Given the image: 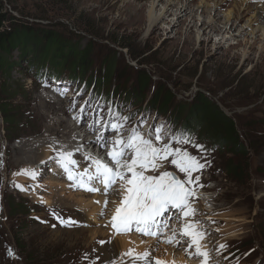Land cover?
Masks as SVG:
<instances>
[{"label": "rangeland", "instance_id": "1", "mask_svg": "<svg viewBox=\"0 0 264 264\" xmlns=\"http://www.w3.org/2000/svg\"><path fill=\"white\" fill-rule=\"evenodd\" d=\"M185 1L196 16H201L196 21V27L187 26L190 17L185 24H181L175 8L153 27H148L147 13L153 0H0V12L6 13L7 26L15 18L38 34L41 30L55 32L69 44L68 51L64 53L69 64L76 61L85 47L90 48L93 64L89 73L92 74V84L87 87L77 78L53 81L55 74L45 72L48 67L46 64H49V69L55 65L56 71L60 65L55 64V59L59 56L62 57L59 60L64 58L52 52L48 63L43 64L39 56V39L31 44L29 41L20 53L15 50L10 56L4 55L7 67L0 71V108L1 105L4 108L10 105L12 115L19 122L7 127L0 114V264H120L121 254L106 259L103 250L122 237V233L117 234L111 227L109 232L104 233L105 237H95V240L87 238L88 229L105 226L107 221L110 223L115 210L102 219L90 217L89 221L98 222L90 225L80 219H84V216L74 212V206H61L58 208L66 215L73 216L74 223L63 225L55 221L54 214L44 210V205L50 204L37 201L33 194L40 196V185L55 177L50 175L52 167L60 169L64 179H67V174L62 170L58 158L54 159V163H38L39 157L35 158L34 152L39 149L41 154L46 145V148L52 147L54 152H68L73 157L77 154L79 159L72 166L73 172H84L85 169L94 171L91 159L84 164L78 163L82 158H97L96 152L93 156L90 150L85 151L79 140H73L72 149H68L66 142L61 145L50 137L62 133L55 137L69 141L72 138L71 131L76 128L83 129L84 133L81 134H89V137H95L97 131L104 132V129L109 128L102 137L107 136L110 141V138L116 140L120 136L127 140L133 128L139 129L147 138L152 129L161 126L162 140L154 141L157 147L171 144L173 148H186L200 163L205 164L204 169L192 174L193 180L196 176L200 177L198 184L186 185L194 192L189 203L195 214L184 218L178 210L173 209L162 217L164 221L161 225L165 228L163 231L161 227L158 235L145 236L135 230L130 231V234L136 233V237L142 240L155 241L156 247L159 244L172 246L165 243L166 239H161L167 235L164 234L166 230H172L178 233L185 245L182 250L183 264H204V258L196 255L195 246L189 248L190 238L181 235L184 225L192 223L197 231L205 234L200 245L201 251L208 253L207 264H264V55L260 56L264 38L257 30H248L235 39H229L230 34H226V31L207 33L200 24L210 19H206L207 15L201 12L212 11L211 3H206L207 0ZM228 2L217 9L221 19L215 22L216 27L223 26L222 20L233 0ZM201 3L206 4L200 9L198 5ZM161 7V3L157 7L155 5L156 14ZM248 17H251V13ZM242 23L235 22L234 34L242 30ZM208 37H211L210 41ZM244 39L257 41L253 55L248 59L244 53L249 45H237L239 40ZM123 43L130 47L133 54L138 55V59L133 60L128 49L118 46ZM235 53L239 56L234 57ZM113 57L115 69L109 71L107 64ZM137 61L143 64H137ZM139 69L151 75L152 84L145 89L142 99H137L133 105V101L128 102V97L135 100L134 93H121L123 86L118 77L129 76L130 80L124 86L128 91ZM69 72L70 68H65L61 76L69 77ZM96 76L97 81L94 79ZM109 76L111 78L108 80ZM162 87L173 94L172 104L169 105L171 115L166 117L171 119L170 124L152 110L150 99L153 91ZM63 90L66 93L61 95ZM200 92L212 99L234 121L239 140L247 151L246 159L242 162L244 174L239 180L232 179L224 171L229 159L235 165L239 164L238 156L224 150H219L217 154L216 144L211 138L201 135L202 129L195 130L191 139L204 148L214 149L207 153L191 145H178L171 138L188 133L179 132L176 125L192 131V119L186 123V127L184 113L179 118H175L173 113L177 111L176 105L185 111ZM56 97L59 100L56 101ZM125 117L130 119L125 120ZM113 123L122 124L123 128L116 132L109 127ZM86 127H91L90 133L85 131ZM81 149L85 154L81 153ZM110 149L106 147L107 152ZM170 160L171 157L159 163L165 165L162 167L166 171L183 180L184 174ZM22 170L35 173V176L17 175ZM72 183L77 189L76 183ZM122 196L118 181L106 197L115 203ZM102 229L105 230L104 227ZM100 241L105 243L101 245ZM221 245L225 247L221 248ZM129 251L132 253L131 256L127 255L130 264H154L159 260L152 256L155 252L152 255L133 249L123 252ZM145 254L147 259L143 258Z\"/></svg>", "mask_w": 264, "mask_h": 264}, {"label": "snow or ice", "instance_id": "2", "mask_svg": "<svg viewBox=\"0 0 264 264\" xmlns=\"http://www.w3.org/2000/svg\"><path fill=\"white\" fill-rule=\"evenodd\" d=\"M65 93L66 90L61 91V95ZM124 119L127 120L130 117ZM109 127L119 132L123 125L113 123ZM162 133L163 127L161 126L152 129L147 138L137 128L131 130L127 140L118 136L108 152V157L113 166L110 167L99 159L86 158L91 159V165L95 167L94 174L87 169L81 173H74L72 166H75L77 162L72 159L71 153H61L58 158L68 180L74 181L78 187L88 192L100 191L93 184L96 181L103 184V194L107 196L113 186L118 181L120 182L123 197L110 221L111 227L117 234L135 230L143 235L156 236L159 218L170 210H178L184 218L195 214V210L191 208L189 203L194 192L186 185L198 184L200 177L196 176L193 180L192 174L204 169L205 164L200 163V160L191 155L186 148H173L171 144H162V146L157 147L155 142L162 140ZM171 138L178 145H191L200 152L204 151L203 146L193 143L189 136L174 135ZM106 146V143L102 145V147ZM169 157H171L170 163L180 173L184 174L183 180L178 179L176 175L168 171H163L155 176L145 174L148 171L158 170L162 166L159 162L167 161ZM21 174L35 176V173H29L28 170L17 173V175ZM104 206L107 207V200H105ZM103 214L102 212L101 215ZM60 222L74 223L72 221L65 222L62 219ZM181 235L190 238L189 248L195 246L196 255L203 257L204 264H207L208 253L201 251L200 245L205 234L197 231L194 224L186 223ZM173 239H167L165 243L172 244ZM99 243L103 245L105 241ZM220 247L224 248L225 246L221 245ZM125 255L131 256L132 253L129 251ZM143 258L147 259V254ZM135 259H141V257H135ZM154 264H162V262L156 260Z\"/></svg>", "mask_w": 264, "mask_h": 264}, {"label": "bare ground", "instance_id": "3", "mask_svg": "<svg viewBox=\"0 0 264 264\" xmlns=\"http://www.w3.org/2000/svg\"><path fill=\"white\" fill-rule=\"evenodd\" d=\"M207 2L211 3L212 11L209 10V11H204L201 13L203 15H207L206 19H210V20L206 21V23H204V24L203 23L200 24V25H203V27L205 28L207 33H210L212 31L213 32H221V31L225 32L226 31V34H230L229 39H235L237 36H240L243 33H247L248 30H253V31L257 30L261 34V37L264 38V0H233V2L231 4V5H233L232 9H230L231 8V5H230L228 11L224 15L225 17L222 20V25H223L222 27H216L215 26V22H217V21H219V19H221L219 17L220 14L217 11V9H218V7L221 8L224 5H227V3H229L228 0H207L206 3ZM251 2H253V4H250ZM159 3L162 4V7L159 10L158 14H156V12L154 10L155 5L157 7ZM206 3H201L202 5L199 4L198 8L201 9V6L203 7L204 4H206ZM173 8H175V13L177 14V18L181 19L180 20L181 24L182 23L185 24L188 17H190L191 19H190L189 24L187 26H190V27H196L197 26V22L200 20L199 18H201V16H196L194 11L190 9L189 4L186 3L185 0H153V2L151 3V6L149 8V11L147 13V22L149 24L148 27H151V26L153 27L156 24V22L158 20H160V18L162 19L165 14L173 11L172 10ZM235 8H236V10H235ZM249 13H251V17H248ZM235 22H236V24H240L243 22L242 23L243 24L242 30L239 32L237 31L238 34H234L235 29H236ZM207 40L210 41L211 37H208ZM256 43H257L256 40L249 42L248 40L244 39V40H239L237 45H249L247 51L244 53L245 58L248 59L251 55H253L254 45ZM262 48H263V50H262V54H260V56L264 55V45ZM237 56H239L238 53H235L234 57H237ZM44 99H45V97H44ZM55 100L57 101L59 99H57V97H56ZM55 108H56V106H55ZM60 111H63V109H61ZM67 125H68V128H70V130H71L70 123H68ZM47 127H48V125H47ZM107 129H109V128L104 129V132L103 131H101V132L97 131V133L95 134V137H93L92 135H91V137H89L88 136L89 134H81V133H84L83 129H79V128L77 129L76 128V130L73 129V131H71L72 138H70V139L68 138L69 141L67 139L64 141H61L55 137L57 135H61L62 133L61 134H57V133L53 134L52 133L53 135L50 137V139H53V141H58L59 144H61V145H65L63 142H66L67 147L69 146L68 149H72L73 140L74 141L79 140V141H81V145H82L81 147L82 148L85 147V151L90 150L92 152L93 156H94L95 152L98 154V157L94 158V159H99L103 163L113 166L109 157H108V152L111 149L107 152L106 147L109 146L112 148L113 142L115 140L110 138V141H109V140H107V136H106V138L102 137L105 135V131H107ZM85 131H88L90 133L91 127H86ZM47 134H49V132ZM69 142L71 144H68ZM105 143L107 146L102 147V145ZM96 148H97V150H96ZM24 151H26V150H23V152ZM85 151H83L81 149V153L85 154ZM66 153H68V152H66ZM60 154L61 153H59V152H54L52 147L46 148V145H45L41 154L39 152V149H37L36 152H34V157L35 158L39 157L38 163H40L42 161L44 163H47L50 161L54 163V159L59 158ZM21 155H24V153H22ZM74 156L75 157L72 156V159H74L76 162H78L79 156L77 154H74ZM87 162H88V159L82 158V160L79 161L78 164L80 165V164H84ZM162 165L165 166L163 163H162ZM52 169L53 170H51L50 175L55 176V177H53V179L48 181V182H43L40 185V189L38 187L39 192L42 191L41 192L42 194L40 196H39V194H35V193L33 195L37 201H40L41 203H44V204H50V205H44V210L48 214L53 213L55 221L60 222L61 219L64 220L65 222L74 220L73 216H71L70 214L66 215L64 213V211H62L61 209L58 208L61 206L66 207V208L69 206H74L75 210H76L74 212H78V214L80 216H84V219L82 217L80 219L84 220L86 224L89 223L90 225H92L93 223L98 224V222H96V220L89 221L88 219L90 217L98 216L99 219H102V217H104V216L106 217V214H111V212L113 210H115L117 207H119L122 199L119 202L115 201V203H111V202H114V200H112L110 198L107 199V197L103 195L104 186H102V185L100 186L99 183H96L95 181L93 182L94 186L99 188L100 191L88 192V191L83 189L84 191H86V193H81L75 188V185L72 183V181L68 180V178L67 179L63 178V176L59 172L60 169H55L54 167H52ZM94 169H95V167H94ZM163 171H166V168L161 166L158 168V170L148 171L145 174L155 176V175H159ZM81 172H83V171L75 170V173H81ZM89 172L93 173V174L95 173V171H92V170H90ZM29 173H32V172H29ZM56 177L59 179H57ZM60 179H62V181H60ZM85 180H86V178H85ZM105 200H108L106 208L104 206ZM97 201H99V203H97ZM102 212L104 213L103 215H101ZM46 216L48 217L49 215H46ZM163 221H162V217L159 218V220H158L159 228L156 229L157 235H158V233L161 232V227H162V230L164 231L165 227L163 225H161V223ZM107 223H109V222L107 221ZM62 224L68 225V223H62ZM101 226L104 227L105 230L102 229V227L93 228V229L89 228L88 229L89 235L87 236V238H91V240H95L96 239L95 237H98L100 239V237L104 236L105 232H109L111 230L110 224L109 225L105 224V226L104 225H101ZM74 232L77 233V231H73V233ZM165 232L166 233H164V234H167V235L161 237V239L164 241V239L167 240L170 238H174L172 246L159 244V246L156 247L157 243L155 241L152 242V241H149V239H143L142 240L139 237H136V236H138L136 233L130 234V232H128V233H122V237H119V238H117V240H114V242L112 243V245L110 247H108V249L103 250L104 256L106 259H108V258H115L117 255L121 254V261L119 263L120 264H130L127 255H125V253L123 251H125L127 249H133L136 252L146 251L147 254H149V255H152L151 253L155 252V254L152 256L161 260V261H165V262H168L171 264H183L184 260L182 257V253H183L182 250L185 247L184 243L182 242L181 238L178 237L179 236L178 233L173 232L172 230L171 231L166 230ZM145 236H147V235H145ZM173 247H175V248H173Z\"/></svg>", "mask_w": 264, "mask_h": 264}, {"label": "trees", "instance_id": "4", "mask_svg": "<svg viewBox=\"0 0 264 264\" xmlns=\"http://www.w3.org/2000/svg\"><path fill=\"white\" fill-rule=\"evenodd\" d=\"M5 22H6V13L0 12V71H2L4 68L7 67L4 61V55L10 56L15 50H18L20 53V51L23 49V46H25V44H29V41H31L30 42L31 44L35 41H38V39L40 44L39 56H41V60L44 61L43 64L48 63V60H50L51 58L52 52L58 54V56L63 55V58L65 57L64 53L68 51L69 44L66 43L65 40L63 41L62 39H60L58 34H56L55 32H52L50 30L48 31L41 30L40 33L38 34L37 31L32 30L30 27L26 26L25 24H22V22L18 21L15 18H13L12 24L8 26L5 24ZM121 39L122 38H120V40ZM118 46L123 49L124 48L128 49L130 57L133 60L138 59L137 58L138 55L133 54L130 51V47L127 44L123 43L122 45H118ZM89 49L85 47V49L80 52L76 61L71 64H69L66 61V58L59 60V58H62L61 56H59V58L55 59L56 60L55 64H59L60 67H58V69H56L55 71V65H53V67L49 69L48 68L49 64H46L48 67L45 72L55 74L52 77L53 81L55 82L68 80L71 77V79L77 78L78 81L81 80L88 87V85L92 84L91 81L93 79L92 74H89L93 68L92 61L90 60L91 56L89 54ZM114 58L115 57H113L110 62L108 61L107 65L109 71L110 69L112 71L115 69ZM139 63L143 64L140 61ZM139 63L137 61V64ZM146 63L147 61H145V64ZM65 68L67 70L68 68H70L69 77L63 75L61 76L62 71L65 70ZM105 69L106 68H104L103 74H105ZM112 76L113 75L111 74V77ZM111 77L109 76L108 80ZM119 78L121 79V84L123 86V89H120V92L125 94L134 93L133 97L135 98V100L131 97H128V102L133 101L134 103V104L132 103L133 105L137 103L136 102L137 99L139 98L140 100L142 99L143 95L145 94V89L150 84H152L151 75L146 73L145 70H140V69L137 71V77L135 78V82L132 85V88H130V90L128 91L126 90V88H124V86L130 80L129 76L127 77L125 75H119L118 79ZM94 79L97 81V76L94 77ZM104 81L105 80L103 75L102 82ZM96 87L95 90H97ZM160 90L154 89L153 91V95L150 99L152 102L151 105L153 106L152 110L156 111V113L159 114V116L166 118L167 116L171 115V111H170L171 106L169 105L172 104L173 94L165 87H162ZM115 95L118 94L115 92ZM176 106H177V111L173 113L175 115V118L181 117L182 113H184L183 122H185L186 124L190 122L189 121L190 119H192L191 123H193L194 126L191 131L190 129L178 127L176 125L175 127L179 129V132L186 131L192 134L195 130L200 128L202 129L201 135L207 138H211L214 144H216L214 146L218 148V152L219 150H224V152H227L228 154H233L238 156L240 160L239 164L235 165L234 163H232L231 159H229L226 161V165H224V171L232 179L239 180L244 174V170L242 169V162L246 159L247 151L244 145L239 140V135L235 128L234 121H232L231 118L226 116L218 108L216 103L202 92L197 94V97L194 99V102L191 103V105L189 104L188 108H186L185 111H183L180 105H176ZM12 111L13 110L11 109L10 105L6 106V108H4L1 105L0 114L2 117V121L4 122V124H6L7 127L13 126L17 122H19V120H16L15 116L12 115L13 114ZM168 112L170 114H168ZM166 119L169 122L171 121V119L169 118ZM187 126L188 124H186V127ZM225 159L226 158H224V160ZM32 213H35V211H32Z\"/></svg>", "mask_w": 264, "mask_h": 264}]
</instances>
